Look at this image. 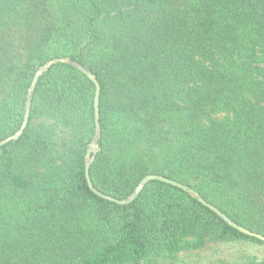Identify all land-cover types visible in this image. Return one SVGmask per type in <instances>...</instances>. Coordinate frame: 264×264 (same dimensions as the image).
I'll use <instances>...</instances> for the list:
<instances>
[{
    "label": "trees",
    "instance_id": "obj_1",
    "mask_svg": "<svg viewBox=\"0 0 264 264\" xmlns=\"http://www.w3.org/2000/svg\"><path fill=\"white\" fill-rule=\"evenodd\" d=\"M59 57L100 84L98 190L126 198L160 174L264 235V0H0V140L19 128L35 71ZM94 91L54 63L24 132L0 146V264H139L208 241L263 243L157 180L127 205L92 193Z\"/></svg>",
    "mask_w": 264,
    "mask_h": 264
},
{
    "label": "water",
    "instance_id": "obj_2",
    "mask_svg": "<svg viewBox=\"0 0 264 264\" xmlns=\"http://www.w3.org/2000/svg\"><path fill=\"white\" fill-rule=\"evenodd\" d=\"M57 62H66V63L72 64L73 66L77 67L82 73H84L87 76V78L91 82H93L94 87H95L94 98H93L95 132H94L93 139L88 144V147H87V150L85 153V162H84V175H85L86 183H87V186L91 190L92 193H94L98 197H100L104 200H107L109 202H113V203L119 204V205H127V204L131 203L132 201H134L138 197V195L140 194V192L143 190V188L145 187V185L148 182L153 181V180H157V181L172 185L174 187H177V188L189 193L190 195L195 197L199 203H201L203 206L207 207L210 211H212L214 214H216L221 220H223L230 227H232L233 229L237 230L238 232H240L244 235L258 239L264 243V235L263 234L257 233L255 231H252V230L238 224L237 222L232 220L229 216H227L224 212H222L219 208H217L215 205H213L210 202H208L207 200H205L193 188H190L189 186H187L183 183H180L176 180L167 178V177L160 175V174H147V175H145L138 182V184L134 187L133 191L126 198L118 199V198H115L113 196H110V195L105 194V193L101 192L100 190H98L93 185V183L91 181V178L89 175V168H90L91 163L94 161L96 153L99 151V147L97 146V141L100 137V134H99V128H100V123H99L100 84H99L95 74H93L90 70L86 69L85 67L73 62L72 60H70L67 57H59V58L50 59L49 61H47L42 66H40L35 71L32 79H31V82L29 84V87L27 88L22 122H21L19 128L16 130V132H14L13 134H11V135L3 138L2 140H0V146H3L4 144H7L9 142L15 141L22 135V133L24 132V130L28 124L30 108H31V101H32V96H33V92H34V89L36 87V84H37L39 78L43 75V73L45 71H47L51 67V65H53L54 63H57Z\"/></svg>",
    "mask_w": 264,
    "mask_h": 264
},
{
    "label": "rangeland",
    "instance_id": "obj_3",
    "mask_svg": "<svg viewBox=\"0 0 264 264\" xmlns=\"http://www.w3.org/2000/svg\"><path fill=\"white\" fill-rule=\"evenodd\" d=\"M218 116H216L217 118ZM58 136L62 127H56ZM264 262V243L253 240L208 241L197 250H183L172 258L149 255L139 264H250Z\"/></svg>",
    "mask_w": 264,
    "mask_h": 264
}]
</instances>
